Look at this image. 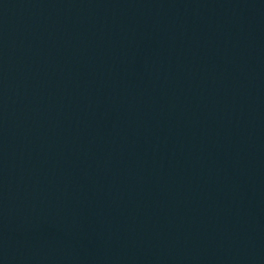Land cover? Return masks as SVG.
Segmentation results:
<instances>
[{
	"label": "water",
	"instance_id": "1",
	"mask_svg": "<svg viewBox=\"0 0 264 264\" xmlns=\"http://www.w3.org/2000/svg\"><path fill=\"white\" fill-rule=\"evenodd\" d=\"M0 264H264V0H0Z\"/></svg>",
	"mask_w": 264,
	"mask_h": 264
}]
</instances>
